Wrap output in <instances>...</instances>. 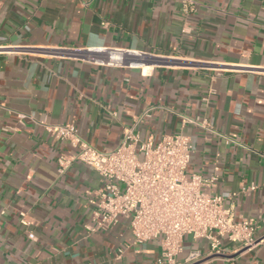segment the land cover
<instances>
[{
  "label": "crops",
  "instance_id": "obj_1",
  "mask_svg": "<svg viewBox=\"0 0 264 264\" xmlns=\"http://www.w3.org/2000/svg\"><path fill=\"white\" fill-rule=\"evenodd\" d=\"M103 47L146 53L144 64L98 63L90 49ZM69 123L102 151L132 126L143 140L190 136L188 173L217 174L259 244L222 239L210 254L187 235L178 260L200 250L197 264H264V0H0V264H160V241L135 244L129 219L96 229L93 168L58 173L71 149L45 124Z\"/></svg>",
  "mask_w": 264,
  "mask_h": 264
},
{
  "label": "built area",
  "instance_id": "obj_2",
  "mask_svg": "<svg viewBox=\"0 0 264 264\" xmlns=\"http://www.w3.org/2000/svg\"><path fill=\"white\" fill-rule=\"evenodd\" d=\"M90 50L104 54L105 59L98 63L112 67H138L144 61L137 58L146 56L115 47ZM188 122L211 129L206 119ZM45 127L55 141L66 143L71 149L57 159L60 175L76 161L98 173L101 186L89 199L96 229H112L121 218L129 219L135 244L151 239L160 241V264H197L204 259L202 251L193 250L185 261L178 260L187 235L207 240L210 254L222 253V239L241 249L259 244L257 221L248 217L237 219L232 208L225 206V198L215 191L218 175L188 173L194 146L185 133L167 134L159 141L152 137L143 140L134 126L127 127L114 149L102 151L85 140L74 123ZM255 188L252 185L249 190ZM5 213L0 211V223ZM25 216L26 213H20L23 226L28 225ZM29 237L34 239L35 235L29 233ZM118 252L120 257L122 250Z\"/></svg>",
  "mask_w": 264,
  "mask_h": 264
}]
</instances>
